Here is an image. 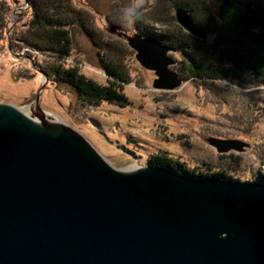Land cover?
<instances>
[{
  "label": "water",
  "instance_id": "obj_1",
  "mask_svg": "<svg viewBox=\"0 0 264 264\" xmlns=\"http://www.w3.org/2000/svg\"><path fill=\"white\" fill-rule=\"evenodd\" d=\"M175 18L205 37L184 9ZM125 39L154 71L155 89L182 84L171 69L175 48L138 29ZM41 112L0 103V264H264V181L120 170ZM213 145L219 153L245 146Z\"/></svg>",
  "mask_w": 264,
  "mask_h": 264
},
{
  "label": "rangeland",
  "instance_id": "obj_2",
  "mask_svg": "<svg viewBox=\"0 0 264 264\" xmlns=\"http://www.w3.org/2000/svg\"><path fill=\"white\" fill-rule=\"evenodd\" d=\"M7 1V29L5 40L0 42V103L13 105L27 116L31 106L37 108L38 104L49 122L71 126L120 170L146 166L150 156L163 151L189 167L208 172L213 166L228 167L242 182L264 175V89L254 86L251 76L244 81L216 79L215 85L190 77L174 90H157L153 87L154 71L140 65L136 51L125 39V35L136 32V23H126L124 19L128 9H133L130 0H71L75 8L92 15L95 32L105 43L120 39L134 53L130 59L127 57L132 80L122 82L131 104L124 108L109 104L84 106L67 85L56 89L53 82L45 81L37 70L42 54L22 48L14 35L28 27L30 13L25 1ZM208 3L217 11V0ZM157 4L154 0L137 21L145 23L149 19L147 22L152 24L150 16ZM113 8L114 13H120L124 37L108 31L107 17ZM175 22L179 25L176 18ZM157 25L165 28L164 24ZM70 32L73 49L64 62L79 66L87 77L105 83L109 76L101 66L97 48L81 27L74 26ZM171 56L176 61L171 66L175 71L183 55L175 51ZM216 138L239 140L245 146L239 152L219 153L213 145Z\"/></svg>",
  "mask_w": 264,
  "mask_h": 264
},
{
  "label": "trees",
  "instance_id": "obj_3",
  "mask_svg": "<svg viewBox=\"0 0 264 264\" xmlns=\"http://www.w3.org/2000/svg\"><path fill=\"white\" fill-rule=\"evenodd\" d=\"M156 1L157 9L150 16L153 23L147 22L149 19L145 23L136 21L135 27L146 36L155 37L181 52L183 59L175 71L182 80L192 77L215 85L216 79L244 81L249 75L254 86L264 85V0H217V11L208 0ZM27 4L28 27L14 35L22 48L42 54V62L37 66L56 89L67 85L88 107L109 104L124 108L131 104L123 92L122 82L132 80L127 57L130 59L134 53L125 42L118 39V42L105 43L95 32L92 15L75 8L71 0H27ZM114 8L119 9L116 5ZM114 8L107 17L108 31L124 37L120 13H114ZM178 8L191 14L204 38L184 32L175 22L173 11ZM9 9V2L0 0V42L5 40ZM158 23L164 24L165 28L158 27ZM74 26L81 27L97 48L101 66L109 76L105 83L87 77L79 66L64 62L73 49L70 28ZM147 165L170 168L195 177L215 175L242 182L228 167L213 166L208 172L189 167L185 161L163 151L150 156ZM258 180L263 182L264 175L247 182Z\"/></svg>",
  "mask_w": 264,
  "mask_h": 264
},
{
  "label": "clouds",
  "instance_id": "obj_4",
  "mask_svg": "<svg viewBox=\"0 0 264 264\" xmlns=\"http://www.w3.org/2000/svg\"><path fill=\"white\" fill-rule=\"evenodd\" d=\"M154 0H137L136 8L142 10L147 7L149 3H153ZM125 22L130 24H135L138 19V13L135 9H128L124 16ZM260 88L264 89V85H260Z\"/></svg>",
  "mask_w": 264,
  "mask_h": 264
},
{
  "label": "flooded vegetation",
  "instance_id": "obj_5",
  "mask_svg": "<svg viewBox=\"0 0 264 264\" xmlns=\"http://www.w3.org/2000/svg\"><path fill=\"white\" fill-rule=\"evenodd\" d=\"M136 5H137V0H130V2H129V6L132 7L133 9H135L136 11L139 10V11L137 12L138 15H139L140 13H142L143 11H145L146 9H148V8L152 5V3H149V5H148L147 7H145V8H143L142 10L137 9V8H136ZM38 67H39V66H38ZM37 70L40 72V68H37ZM18 75L21 76V74H18ZM18 75H16V77H17Z\"/></svg>",
  "mask_w": 264,
  "mask_h": 264
}]
</instances>
